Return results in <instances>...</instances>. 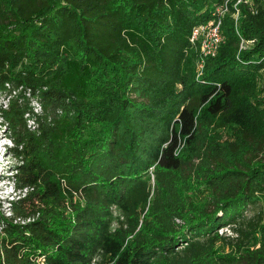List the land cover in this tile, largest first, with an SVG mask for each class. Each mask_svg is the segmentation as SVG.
<instances>
[{"label": "trees", "instance_id": "obj_1", "mask_svg": "<svg viewBox=\"0 0 264 264\" xmlns=\"http://www.w3.org/2000/svg\"><path fill=\"white\" fill-rule=\"evenodd\" d=\"M223 2L0 0V264H264V0L197 74Z\"/></svg>", "mask_w": 264, "mask_h": 264}, {"label": "rangeland", "instance_id": "obj_2", "mask_svg": "<svg viewBox=\"0 0 264 264\" xmlns=\"http://www.w3.org/2000/svg\"><path fill=\"white\" fill-rule=\"evenodd\" d=\"M258 86L260 88L259 90L260 96L264 100V70H262V72L259 75ZM0 102L3 103L4 101L0 98ZM262 105L264 107V103ZM8 133H9L8 128H6V125L2 123V119L0 118V178L4 180V181H0V212H2L4 215H9L8 202L10 201V199L12 197L17 198V196L13 195L14 192H13L11 179L6 178L14 172L13 170H11L13 168L12 165L17 163V160L14 157L8 155V153L5 151L6 147L8 145H11V141L7 137ZM2 136H5V138H1ZM4 142H10V144L9 143L4 144ZM263 203L264 202H261V205ZM261 205L257 204L255 205V207L250 208V210H248L247 212V216H251L255 211L259 210ZM113 213L116 215L117 214L116 210H113ZM219 233L222 236L233 235L231 228H229L228 226L219 229ZM221 247L224 248L225 252L228 249L227 244L223 245L220 242L219 250L221 249ZM94 264H98V262L96 261L94 262Z\"/></svg>", "mask_w": 264, "mask_h": 264}, {"label": "built area", "instance_id": "obj_3", "mask_svg": "<svg viewBox=\"0 0 264 264\" xmlns=\"http://www.w3.org/2000/svg\"><path fill=\"white\" fill-rule=\"evenodd\" d=\"M231 0H224V2L214 9V18L206 23L195 26L192 31L190 41L198 44V59L196 61L195 70L197 74H201L204 67L205 58L208 56H214L221 43V18L227 10V3ZM239 2L251 3V0H236L233 6ZM235 16L238 14V10L235 9ZM250 43V40H249ZM35 112H38V105L34 102L31 103ZM227 227V226H226Z\"/></svg>", "mask_w": 264, "mask_h": 264}, {"label": "clouds", "instance_id": "obj_4", "mask_svg": "<svg viewBox=\"0 0 264 264\" xmlns=\"http://www.w3.org/2000/svg\"><path fill=\"white\" fill-rule=\"evenodd\" d=\"M1 138H3V137H1ZM5 143H6V144H8V143L10 144V142H5ZM1 179H2V178H1ZM3 181H4V180H3ZM12 187H13V192H14L13 195H16V192H15L16 190L14 189V186H13V185H12ZM14 190H15V191H14Z\"/></svg>", "mask_w": 264, "mask_h": 264}]
</instances>
